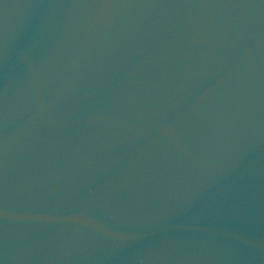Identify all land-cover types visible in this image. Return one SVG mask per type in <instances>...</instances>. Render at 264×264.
<instances>
[{
  "label": "water",
  "instance_id": "obj_1",
  "mask_svg": "<svg viewBox=\"0 0 264 264\" xmlns=\"http://www.w3.org/2000/svg\"><path fill=\"white\" fill-rule=\"evenodd\" d=\"M0 264H264V0H0Z\"/></svg>",
  "mask_w": 264,
  "mask_h": 264
}]
</instances>
